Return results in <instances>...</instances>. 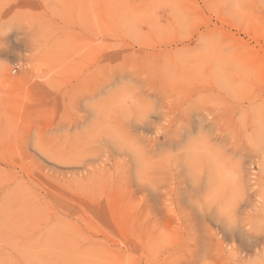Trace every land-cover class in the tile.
Here are the masks:
<instances>
[{
    "label": "rangeland",
    "instance_id": "obj_1",
    "mask_svg": "<svg viewBox=\"0 0 264 264\" xmlns=\"http://www.w3.org/2000/svg\"><path fill=\"white\" fill-rule=\"evenodd\" d=\"M5 33L0 264H182L192 251L188 264H199L215 243H235L245 258L264 247L215 209L202 214L193 201L206 188L185 172L175 196L166 174L158 188L142 185L130 153L89 139L93 121L110 115L84 107L110 86H141L183 130L180 140L160 136L155 156L201 126L219 143L234 137L241 172L226 179L240 185L245 214L261 180L247 138L264 135V0H0ZM162 123L153 114L129 128L148 144Z\"/></svg>",
    "mask_w": 264,
    "mask_h": 264
},
{
    "label": "clouds",
    "instance_id": "obj_2",
    "mask_svg": "<svg viewBox=\"0 0 264 264\" xmlns=\"http://www.w3.org/2000/svg\"><path fill=\"white\" fill-rule=\"evenodd\" d=\"M7 34L8 33H5L0 37V43L3 42V38ZM120 97H134L135 99L131 103L122 105L118 102ZM102 98L104 99L100 106V113H108L110 115V120L107 123L109 125V130L119 132H123L126 128H129L131 122H135V119H129L127 123H125L124 117H135L139 105L143 103L141 93L137 91V88L133 89L131 87H126L122 82L120 85L108 87L106 94L100 95L98 98L93 97L86 101L84 105L85 109L91 111L90 105L96 104L98 101H101ZM117 109H119V111H117ZM120 112L123 113L122 117L120 116ZM153 114L160 113L155 112L150 116ZM202 128L203 126H201V129ZM201 129L195 135L190 134L187 141L182 143L176 150L169 148L158 156L150 152V147L155 145V142L160 136L167 135L173 130H175L176 133V140H180L183 133L182 128H177L170 115L168 124L161 129L159 135L155 132L154 136L144 137L143 139L148 141V147L143 149L146 163L138 165L136 156L130 153L137 165V177L139 182L142 185L158 188L161 179L164 174H166L172 178L169 191L175 196V176L178 172L183 171L186 173V176L191 181L194 188L199 189L201 186H205L206 188L202 197L193 201L194 206L202 214L210 213L215 209L219 220L225 222L228 230H236L242 227L248 234L257 237L264 236V230H262V225H264V208H258L252 212L247 211L245 214L239 215L240 204L238 211L233 209L230 215L226 214V210L232 208L234 196L238 188H240V185L231 183L226 179L228 172L233 170V163L231 160L225 159L223 155L216 150L215 146L218 145L226 149L228 154L233 157L235 156L232 146L228 143L217 142L213 134L207 138V141L193 140V137L199 136ZM205 132L210 133L209 131ZM138 138V143L143 144L144 142H142V139L140 137ZM235 159L237 158L235 157ZM192 255L193 251L182 261V264H188V259ZM199 264H264V247L257 250L254 257L245 258L235 243L232 245L223 244V246L215 243L214 246L210 247L201 256Z\"/></svg>",
    "mask_w": 264,
    "mask_h": 264
},
{
    "label": "snow or ice",
    "instance_id": "obj_3",
    "mask_svg": "<svg viewBox=\"0 0 264 264\" xmlns=\"http://www.w3.org/2000/svg\"><path fill=\"white\" fill-rule=\"evenodd\" d=\"M137 91H139L142 94V87L138 86ZM103 99L104 98H102V100L98 101L96 104L90 105V108L92 109L94 116L95 114L100 113V106L102 104ZM141 99L143 100V103L139 105L136 116L133 118H129L125 116L124 117L125 123H127L129 119H135L136 123L143 124L145 121L149 119L152 113L158 112L164 116L163 123L157 126L156 134L159 135L161 129L165 125L168 124L170 114L162 106L158 108L155 102L149 99L147 96L141 95ZM87 133H88L89 139L94 141L98 146L103 145L105 140L111 141L113 144L116 145L117 149L121 153H126V154L131 153L132 155H135L137 158L138 165H142L146 163L143 149H146L148 147V144L146 143L139 144L138 143L139 138L132 134L130 128H126L123 132L109 130V125L107 123L100 124L99 122L94 120L93 124L87 130ZM210 135H212V133H206L202 128L199 136L193 137V140L207 141V138ZM247 140H248L249 146L255 149L256 152H258L259 154L258 163H259L260 172H261V180L259 182V189H260L259 197L256 203L254 204L253 208L249 210V212H252L253 210L258 209V208H264V135H261L258 139L249 136ZM230 146L232 147L236 146L234 137L231 140ZM215 147H216V150L220 152L225 159L231 160L233 163V170H230L228 174L234 178L237 177L239 173L241 172V161L235 159V157L228 154L226 149L218 145ZM253 183H256L255 177H253ZM244 199H245V196H244L243 191L241 190V188H238L234 196V199H233L232 208L229 210H226V214L230 215L233 209L238 211L239 206ZM262 230H264V225H262ZM165 242H166V239H161L160 241H158L157 246ZM149 264H151V261H149Z\"/></svg>",
    "mask_w": 264,
    "mask_h": 264
}]
</instances>
